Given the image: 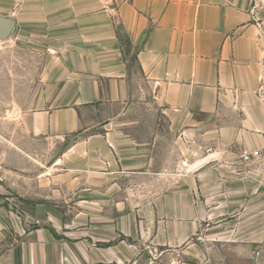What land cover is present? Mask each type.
Instances as JSON below:
<instances>
[{"label":"crops","instance_id":"0c3cea01","mask_svg":"<svg viewBox=\"0 0 264 264\" xmlns=\"http://www.w3.org/2000/svg\"><path fill=\"white\" fill-rule=\"evenodd\" d=\"M0 16L45 56L29 64L28 79L18 74L11 83L18 142L74 139L43 177V163H0L18 194L69 200L65 220L47 205L36 209L37 229L19 220L1 264L118 263L141 250L207 264L218 245L245 257L259 251L264 0H0ZM119 30L173 136L170 160L161 135L132 133ZM106 103L119 111L82 122ZM242 149L249 163H238ZM31 166L36 174L27 178Z\"/></svg>","mask_w":264,"mask_h":264},{"label":"rangeland","instance_id":"374dc122","mask_svg":"<svg viewBox=\"0 0 264 264\" xmlns=\"http://www.w3.org/2000/svg\"><path fill=\"white\" fill-rule=\"evenodd\" d=\"M18 29L12 32L11 36L7 39H0V163H26L29 165H35V163H43L42 166H38V175L43 177L45 167L47 163H61L59 160L62 150H64L69 144L73 142V136H66L63 140L57 139L52 141L51 139L38 138L37 144L29 139V142H18V137L13 133L14 126H18L19 122L14 117L13 109L14 104L11 97V83L14 75H21V79H28L32 72H29V64H42L45 61L43 53L34 54L26 39L18 38ZM122 39L124 59L128 66V74L130 80V89L132 91L133 103L130 109L126 112L128 120L133 121V130L137 138L150 139L154 138V134H159L163 137L159 140L161 145H164L165 160H170V154L167 153V146L171 143L173 136L168 135V124L163 114L160 112L158 104L155 102L148 85L144 80L142 73L140 72L136 61L133 56L126 53V39L121 30L118 31ZM3 94L5 97H3ZM120 109L118 104L106 103L103 105H97L84 112L82 122L84 124L93 125L97 121L103 118L115 114ZM4 116V117H3ZM3 117V118H2ZM132 128V126H130ZM98 128H95V131ZM75 135V134H73ZM210 149L202 151L201 154H208ZM245 149L240 150V160L238 163H249L251 159H245L243 155ZM161 155V153H158ZM182 160L186 162L189 158L187 150H181L179 152ZM200 156V155H197ZM193 157V156H192ZM196 158V157H195ZM198 158V157H197ZM190 159H193L190 157ZM241 161V162H240ZM66 163V162H65ZM39 165V164H38ZM261 172V180H264V155L263 161L259 163ZM35 168H28L24 171V174L29 177H33L36 172ZM58 169H54L53 172H57ZM42 172V173H39ZM15 184L13 183V176L11 173L6 172L0 167V257L7 247L16 242L19 237L15 233L17 229L18 221L22 224L26 223V231L34 230L39 227V223L35 221L36 209H43L42 207L47 205L59 212L57 216L59 222L60 218L65 220L67 218L60 214L65 213V209L69 200L63 199L61 196H56L51 199L41 197L37 199L27 198L22 196L14 190ZM262 191V187H260ZM264 202V200H261ZM12 217L15 221L9 220L8 216ZM56 238H61L62 233H55ZM233 239V238H232ZM264 239V237H263ZM236 242L235 239H233ZM232 244V243H231ZM99 245V244H98ZM260 246L258 252L251 253L248 257L242 256L239 252L232 249L230 243L228 245H218L215 247L214 256L212 262L207 264H264V242L260 244L256 243L252 246ZM255 250V249H254ZM165 253V251L163 252ZM1 264V262H0ZM98 264H197L190 262L184 257L172 255L170 252H166L162 255L160 251L144 252L141 250L139 254H135L130 258H126L121 262H103Z\"/></svg>","mask_w":264,"mask_h":264},{"label":"water","instance_id":"95a60500","mask_svg":"<svg viewBox=\"0 0 264 264\" xmlns=\"http://www.w3.org/2000/svg\"><path fill=\"white\" fill-rule=\"evenodd\" d=\"M14 28V21L11 18L0 16V39H7Z\"/></svg>","mask_w":264,"mask_h":264},{"label":"trees","instance_id":"16d2710c","mask_svg":"<svg viewBox=\"0 0 264 264\" xmlns=\"http://www.w3.org/2000/svg\"><path fill=\"white\" fill-rule=\"evenodd\" d=\"M124 37H125V39H126V47H127V51H126V53H129V46H130V41H129V39L124 35ZM118 38H119V40H120V43L122 44V39H121V37H120V34H119V32H118ZM122 47H123V44H122ZM124 52V51H123ZM54 236H56L55 234H54Z\"/></svg>","mask_w":264,"mask_h":264},{"label":"built area","instance_id":"2783aa9c","mask_svg":"<svg viewBox=\"0 0 264 264\" xmlns=\"http://www.w3.org/2000/svg\"><path fill=\"white\" fill-rule=\"evenodd\" d=\"M244 153H243V157L245 158V159H248L249 158V155H248V153L246 152V151H243Z\"/></svg>","mask_w":264,"mask_h":264}]
</instances>
